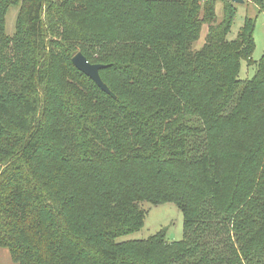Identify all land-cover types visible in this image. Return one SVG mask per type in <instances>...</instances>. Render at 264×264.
<instances>
[{
    "label": "trees",
    "instance_id": "1",
    "mask_svg": "<svg viewBox=\"0 0 264 264\" xmlns=\"http://www.w3.org/2000/svg\"><path fill=\"white\" fill-rule=\"evenodd\" d=\"M91 3L87 12L64 0H0V87L23 85L0 96L2 116L19 103L10 127L0 125L2 144L19 141L0 160V246L17 264H87L93 251L99 264H264V58L251 80L238 76L251 63L252 20L230 40L231 0ZM18 4L8 35L6 13ZM77 52L106 65L99 74L115 98L72 64ZM54 67L65 90L51 82ZM46 131L62 145L45 144ZM40 151L88 183L101 219L90 239L76 241L33 175ZM143 202L180 209L183 238L116 243L143 226Z\"/></svg>",
    "mask_w": 264,
    "mask_h": 264
},
{
    "label": "rangeland",
    "instance_id": "2",
    "mask_svg": "<svg viewBox=\"0 0 264 264\" xmlns=\"http://www.w3.org/2000/svg\"><path fill=\"white\" fill-rule=\"evenodd\" d=\"M91 1L92 0H64L68 6L73 4L87 5V12H90V7L92 4ZM234 5L235 12L233 15L230 32L227 35L228 39H235L239 29L243 26L246 19H251L253 22L252 37L254 44L251 52V63L248 64L245 61H241L238 73L240 79L249 81L255 74V64L264 58V0H262L261 5L256 4L254 0H244V3H234ZM20 10L21 4L12 5L8 8L5 17L6 34L12 35L15 32V25ZM64 13H66L65 10ZM216 14L217 21H220L222 14L221 5L219 3L216 4ZM68 18H70V20H76L78 19V16L68 15ZM42 19L44 24L47 26L45 13L43 14ZM53 21H55V19H53ZM66 28L68 29L69 26H66ZM62 29L66 31L64 28ZM207 29L208 26L203 24L199 38L193 44V49H198L202 46L205 40ZM66 34L72 38L77 37L76 34L72 32ZM80 40L81 39H79V41ZM51 77L52 84L60 89H66V85L59 81L60 76L57 73L56 67L52 69ZM22 86L23 85L20 84V82L12 83L9 79H6L4 80L3 85L0 87V96H4L5 100L10 96L15 98L13 95H16ZM18 106V101H13L10 103V115H6V117L0 115V125H2V127H10L12 120L18 117ZM251 106L252 103L250 104V107ZM262 109L264 110V108ZM253 119L254 117L252 118V122ZM259 127L260 125L257 123L255 128L251 130V133L257 132ZM14 132L19 135L22 133L20 131ZM1 135H3V131H1ZM10 135H12L11 132ZM43 136L45 144L50 143L55 146L57 145L58 141H54L55 139L50 132L46 131ZM12 144L18 146L19 141L17 139H13L8 144H2L0 142V160L4 159L6 156L5 148L7 145L12 146ZM67 147H69V145ZM37 154L41 155L37 156L36 160L34 159L31 161L33 175L37 177L40 183L43 182L45 184L44 189H46V191L51 195L52 199L61 203L64 222L73 227L72 231L77 232L75 233L76 241L80 242L90 239L88 237L92 236L91 233H93L98 228V226H100L101 219L98 214L94 212V209H89V206L93 202L92 196L89 193H86L88 188L86 185H88V183H85L84 180H79L80 177H77V174L79 173H76L75 169H66L65 166H63L58 160L54 159L53 153L40 151ZM34 161L35 164H37V166L34 165L37 167L36 173L33 166ZM227 163L228 160L226 158L225 164ZM3 167L4 165L0 162V175ZM226 173L227 169H224V174L227 175ZM139 207L146 211L143 226L135 232L122 236L120 239L117 238L116 243H121L122 241L128 239H147L149 236L156 235L158 233L164 234V238L168 244L171 242L180 241L183 238V214L174 204L163 203L155 206L148 202H143L142 204H139ZM229 234L232 236L231 231ZM92 254H87V264H99L97 253L93 251ZM0 264H17L12 260L6 247L0 246Z\"/></svg>",
    "mask_w": 264,
    "mask_h": 264
},
{
    "label": "water",
    "instance_id": "3",
    "mask_svg": "<svg viewBox=\"0 0 264 264\" xmlns=\"http://www.w3.org/2000/svg\"><path fill=\"white\" fill-rule=\"evenodd\" d=\"M233 3H244V0H231ZM72 64L85 75H87L102 91L115 98L114 93L102 81L99 70L106 67V65L99 63H90L86 57L81 53H75L71 58Z\"/></svg>",
    "mask_w": 264,
    "mask_h": 264
}]
</instances>
